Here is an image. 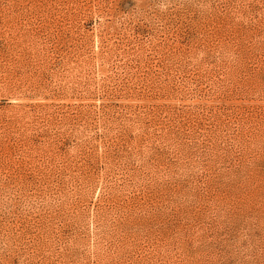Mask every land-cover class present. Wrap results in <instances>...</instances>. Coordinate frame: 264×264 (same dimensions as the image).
<instances>
[{
  "label": "rangeland",
  "instance_id": "rangeland-1",
  "mask_svg": "<svg viewBox=\"0 0 264 264\" xmlns=\"http://www.w3.org/2000/svg\"><path fill=\"white\" fill-rule=\"evenodd\" d=\"M0 264H264V0H0Z\"/></svg>",
  "mask_w": 264,
  "mask_h": 264
}]
</instances>
